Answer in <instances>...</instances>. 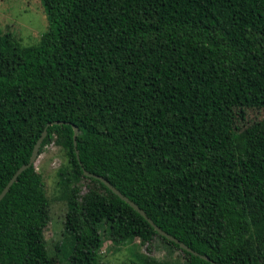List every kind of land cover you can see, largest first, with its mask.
Instances as JSON below:
<instances>
[{
	"label": "trees",
	"instance_id": "16d2710c",
	"mask_svg": "<svg viewBox=\"0 0 264 264\" xmlns=\"http://www.w3.org/2000/svg\"><path fill=\"white\" fill-rule=\"evenodd\" d=\"M39 2L34 45L0 35V190L45 131L38 155L52 142L67 159L66 212L52 256L40 176L24 169L0 199V264H100L104 237H156L182 264H264V156H238L232 124L264 109V0Z\"/></svg>",
	"mask_w": 264,
	"mask_h": 264
},
{
	"label": "rangeland",
	"instance_id": "374dc122",
	"mask_svg": "<svg viewBox=\"0 0 264 264\" xmlns=\"http://www.w3.org/2000/svg\"><path fill=\"white\" fill-rule=\"evenodd\" d=\"M47 24L39 0H0V35L9 33L20 45H34L46 31ZM236 132L235 150L238 156H264V109L234 110L232 117ZM67 159L63 150L52 142L45 145L38 155L33 170L38 173L44 195L48 202L49 221L43 229V239L48 254H55L63 228L65 203L61 198L57 182L59 175H66ZM90 182L82 179L79 192L86 190ZM148 247V251H146ZM150 257L166 264H182L184 259L178 249L166 247L154 237L150 244L112 246L104 237L99 250L100 264H138L139 257Z\"/></svg>",
	"mask_w": 264,
	"mask_h": 264
},
{
	"label": "water",
	"instance_id": "95a60500",
	"mask_svg": "<svg viewBox=\"0 0 264 264\" xmlns=\"http://www.w3.org/2000/svg\"><path fill=\"white\" fill-rule=\"evenodd\" d=\"M52 125H62L61 123H57V122H54L52 123ZM77 129L75 127H72V146H73V151H74V155H75V159L77 161V163L79 164V161H78V156H77V151L75 149V137L77 135ZM45 131H43L40 135V137L37 139V141L35 142V144L33 145V148H32V151H31V154H30V157L28 159V162L25 164V165H20L19 167H17L14 171H13V174L10 176V178L8 179V181L6 182V184L3 186V188L0 190V199L3 197V195L6 193V191L8 190L9 186L15 181L17 175L19 173H21L24 169H26L27 167H30V166H34V163L38 157V148H39V145L41 143V141L43 140V138L45 137ZM81 172H83V175L85 177H91V178H94V179H97L99 180L106 188H108V190L114 195L116 196L119 200H121L122 202H124L126 205H128L133 211H135L140 217H142L151 227L152 229L156 232V234L164 239H166L167 241H171L175 244L178 245V247L181 249V250H185L187 252H192L191 249H189L187 246H185L183 243L179 242L177 239H175L174 237H172L171 235H167L165 234L164 232H162L161 230H159L156 226H154L151 221H149L144 213L138 209L133 203H131L130 201H128L125 197H123L121 194H119L113 187H111L109 185V182L106 181L103 177L101 176H98V175H95V174H92V173H88L86 171H83L81 170ZM194 253V252H192ZM204 259V258H202ZM206 260V259H204Z\"/></svg>",
	"mask_w": 264,
	"mask_h": 264
}]
</instances>
